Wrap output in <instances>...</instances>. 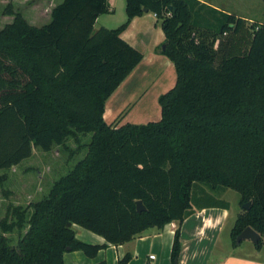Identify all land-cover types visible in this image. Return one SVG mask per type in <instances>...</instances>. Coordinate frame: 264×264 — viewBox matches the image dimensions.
<instances>
[{"label": "trees", "instance_id": "1", "mask_svg": "<svg viewBox=\"0 0 264 264\" xmlns=\"http://www.w3.org/2000/svg\"><path fill=\"white\" fill-rule=\"evenodd\" d=\"M6 1L14 19L0 30V170L36 147L49 152L71 136L92 138L86 156L46 196L8 208L0 264H65L73 250L96 257L172 222L171 264H180L181 227L200 183L251 202L233 244L251 226L262 235L257 247L264 245V22L200 0H126V23L96 29L112 13L109 0H64L38 27ZM145 9L162 19L161 53L175 64L177 82L159 98L160 120L115 126L104 118L106 102L144 58L121 34ZM74 224L107 243L78 239Z\"/></svg>", "mask_w": 264, "mask_h": 264}, {"label": "crops", "instance_id": "2", "mask_svg": "<svg viewBox=\"0 0 264 264\" xmlns=\"http://www.w3.org/2000/svg\"><path fill=\"white\" fill-rule=\"evenodd\" d=\"M0 1L9 4V1ZM62 2L64 0H53V4L50 5V13L45 12L39 18V21L36 18L31 19L27 16L26 18L32 25L41 27L51 21L53 10ZM13 3L16 4V0H13ZM109 3L113 13L116 12L122 1L109 0ZM147 13L151 14V12ZM104 15L97 19V23ZM154 15L156 16L155 13ZM143 16H137L133 21L135 22ZM121 36L136 47L134 42L136 37L131 31V27L125 30ZM165 39L164 34L160 43H164ZM161 44L155 46L152 53H149L150 62L147 64L145 63L147 60L146 54H144L140 64L108 98L104 114V118L108 123L114 122L127 107L132 105L137 107L151 93L154 94L155 89H157V92L153 99H155L157 105H160V96L175 86L177 81L175 64L159 51ZM168 75L170 77L166 81ZM171 80L174 83L167 89L166 87L170 85ZM145 90L147 91L145 92ZM159 113L160 116L157 114L155 116L161 118L162 111L160 110ZM135 118H137L136 115L133 117L127 116L121 125L127 122L141 124L155 121L154 119L136 121ZM212 195V192L203 187L201 193L194 197L192 203L193 213L185 219L181 227L183 249L180 254V264H264V245L259 248L250 240H245L238 245L233 244L232 230L241 213L240 206H234L228 200H210L209 197H212ZM203 198L207 199L202 200ZM224 203H228L229 206H225ZM239 204L241 205V199H239ZM73 228L77 238L82 241L100 245L107 243L104 237L83 226L74 224ZM177 228L178 222H172L162 230L151 228L125 244H110L107 248L100 250L96 257H89L80 250L68 251L65 253V264H119L120 260L129 254L131 260L128 264H171ZM154 252L157 254H154ZM153 256L154 258H152Z\"/></svg>", "mask_w": 264, "mask_h": 264}, {"label": "rangeland", "instance_id": "3", "mask_svg": "<svg viewBox=\"0 0 264 264\" xmlns=\"http://www.w3.org/2000/svg\"><path fill=\"white\" fill-rule=\"evenodd\" d=\"M121 1L122 4L118 5L116 12L104 15L96 24V29L103 26L112 29L118 28L127 22L126 0ZM200 1L219 10L235 13L248 19L250 22H264V0ZM52 4L53 0H16V4L12 3V8L13 11L22 12L25 17L36 18L39 21V18L45 12L50 13V5ZM13 19L14 15L10 13L8 4L0 1V30L10 24ZM133 22V20L130 22L127 29L131 27V31L136 37L134 41L135 48H139L138 50L146 54L147 60L145 63L147 64L150 62L149 53H152L155 46L157 47L161 44V39L165 34L162 27V19L151 12V14L146 13L139 20ZM164 44L165 42L160 45V52ZM169 77V75L166 77V81ZM171 81L170 85L166 87L167 89L173 85L174 82L173 80ZM156 92L157 89L154 90V94L151 93L146 99L142 100L137 107L134 105L127 107L112 124L119 126L127 116L133 117L134 115L137 116L135 118L136 121L148 119L160 120L162 116L159 118V111H162V107L159 104L158 106L155 99H153ZM156 114L159 116H155ZM91 138V133L88 135L78 134L77 137L71 136L63 145H55L49 152L36 147L34 148L33 155L23 160L20 165L13 166L8 170H0V178L6 176L4 181L1 182L0 180V219L6 216L9 207L20 206L26 209L31 202H36L46 196L52 188L54 181L70 172L76 163L86 156ZM203 187L212 192L213 195L209 197L210 200H228L234 206H240L242 209L241 213H243V205L239 204L241 196L236 190L229 188L214 190L210 186L200 183L195 189L194 197L201 193ZM206 199L203 198L202 200ZM11 218L13 219L12 215ZM9 237L16 243L19 239L18 229L14 233L9 234ZM154 254L157 253L154 252Z\"/></svg>", "mask_w": 264, "mask_h": 264}, {"label": "water", "instance_id": "4", "mask_svg": "<svg viewBox=\"0 0 264 264\" xmlns=\"http://www.w3.org/2000/svg\"><path fill=\"white\" fill-rule=\"evenodd\" d=\"M145 12L147 13L149 12V10L145 9ZM163 49H166V44L163 45ZM251 204H252L251 202L244 204L243 209L249 210L251 207ZM138 210L139 212H143L147 210V207L144 205L143 201L138 202ZM261 239H262V235L251 226L244 229L242 233L237 237V241L239 243L245 240H250L256 245L260 243Z\"/></svg>", "mask_w": 264, "mask_h": 264}, {"label": "built area", "instance_id": "5", "mask_svg": "<svg viewBox=\"0 0 264 264\" xmlns=\"http://www.w3.org/2000/svg\"><path fill=\"white\" fill-rule=\"evenodd\" d=\"M152 258H154V256Z\"/></svg>", "mask_w": 264, "mask_h": 264}]
</instances>
